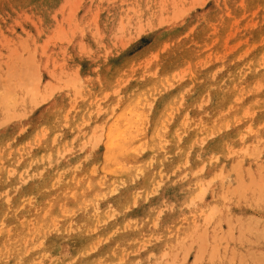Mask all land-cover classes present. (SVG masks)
I'll return each instance as SVG.
<instances>
[{"label": "rangeland", "instance_id": "1", "mask_svg": "<svg viewBox=\"0 0 264 264\" xmlns=\"http://www.w3.org/2000/svg\"><path fill=\"white\" fill-rule=\"evenodd\" d=\"M0 264H264V0H0Z\"/></svg>", "mask_w": 264, "mask_h": 264}, {"label": "bare ground", "instance_id": "2", "mask_svg": "<svg viewBox=\"0 0 264 264\" xmlns=\"http://www.w3.org/2000/svg\"><path fill=\"white\" fill-rule=\"evenodd\" d=\"M133 107H134V105H133ZM132 110H133V108H132ZM131 110V111H132ZM127 111V110H126ZM128 113V112H127ZM133 114H134V112H132ZM131 114V113H130ZM133 114H131V115H133ZM125 115H126V118H128L127 117V114L125 113ZM129 115V114H128ZM129 116L130 118L132 117V116ZM135 115V114H134ZM133 118H134V116H133ZM136 118V117H135ZM132 120V119H131ZM134 120V119H133ZM135 121V120H134ZM131 121H129L128 120V123H130ZM114 124V123H113ZM132 124V123H131ZM137 125V124H136ZM134 126H135V123H134ZM107 128V127H106ZM122 129V128H121ZM133 129H135V128H133ZM118 130V129H117ZM102 133V132H101ZM136 134V133H135ZM131 135H133V134H131ZM108 138H109V141H108V143H107V146L109 147V148H118V147H121L122 148V141H124L125 139H127V138H129L128 136H127V128L126 129H123V130H120V128H119V131L118 132H116V131H114V130H110L108 133H107V135H106ZM100 138H101V136H100ZM99 138V139H100ZM123 150V149H122ZM126 150V149H125ZM120 152V151H119ZM118 160V159H117ZM116 160V161H117Z\"/></svg>", "mask_w": 264, "mask_h": 264}]
</instances>
